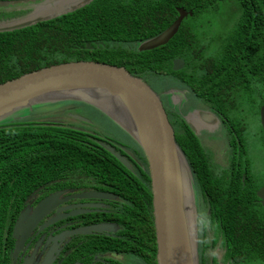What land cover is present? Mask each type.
<instances>
[{
  "label": "trees",
  "instance_id": "trees-1",
  "mask_svg": "<svg viewBox=\"0 0 264 264\" xmlns=\"http://www.w3.org/2000/svg\"><path fill=\"white\" fill-rule=\"evenodd\" d=\"M218 4L226 7L231 4L235 8L232 27L222 37L215 54L205 53L203 46L192 50L199 36L193 20L218 8ZM179 7L192 11V15L183 19L177 33L164 45L138 50V43L156 36L174 22ZM87 43L91 48H86ZM177 58L184 60V66L173 70V60ZM78 60L123 66L153 88L156 85L153 78L173 80L175 85L183 84L223 115L234 118L228 120L227 129L233 147L240 150L233 152L235 156L230 157L228 165L221 167L212 161L184 116L167 109L175 139L192 171L200 210L203 209L200 215L205 212L221 238L222 264H264V205L256 194L264 185V176L256 172L250 157L248 140L252 141L253 134L245 115L242 113L241 118L230 115V110L236 108L237 96L247 93L255 98L257 109L253 112V105L249 110L257 115L264 102V0H93L54 19L0 32V83L37 69ZM170 86L165 82L155 90L165 98L167 95L162 92ZM67 102L85 104L107 117L84 102ZM40 108L24 109L0 121V264H8L4 256L8 232L3 229L7 204H20L33 189L71 169L93 173L118 187L137 215L132 222L133 230H144L139 234L142 241L148 230L154 241L148 171L139 167L141 175H133L111 152L87 139L88 133L79 128L82 126L79 123L62 125L37 120L35 113ZM99 127L103 128L100 132L103 135L119 132L139 148L119 126L117 130ZM259 139L264 146L261 126ZM142 161L146 159L143 157ZM201 218L202 222L203 215ZM202 231L199 262L218 264L215 257L210 260L205 253L209 243L214 246L217 239L207 242L206 230ZM155 253L156 245L153 256Z\"/></svg>",
  "mask_w": 264,
  "mask_h": 264
},
{
  "label": "water",
  "instance_id": "water-1",
  "mask_svg": "<svg viewBox=\"0 0 264 264\" xmlns=\"http://www.w3.org/2000/svg\"><path fill=\"white\" fill-rule=\"evenodd\" d=\"M92 1L0 0V11H23L17 17L0 21V32L14 31L54 19ZM177 10L178 16L174 22L156 36L138 43V50L145 51L164 45L177 33L183 19L192 15V11L182 7ZM86 48H91L90 43L86 44ZM183 65L184 60L177 58L173 60L172 68L179 70ZM163 93L166 94L165 91ZM67 101L84 102L100 110L128 133L143 151L151 176L157 264H200L198 206L193 175L175 139V131L161 95L147 81L131 74L123 66L88 60L68 61L1 82L0 121L24 109L31 110L33 107ZM198 113L202 116L211 114L202 111ZM76 117L86 120L81 115ZM185 119L197 133L195 124L188 117ZM259 121L264 136V102L259 109ZM104 147L128 165L125 158L115 153L112 147L106 144ZM256 194L264 205V185ZM56 196H49L36 214H41L50 206ZM27 221V214L22 212L14 226V257L34 219Z\"/></svg>",
  "mask_w": 264,
  "mask_h": 264
},
{
  "label": "flooded vegetation",
  "instance_id": "flooded-vegetation-1",
  "mask_svg": "<svg viewBox=\"0 0 264 264\" xmlns=\"http://www.w3.org/2000/svg\"><path fill=\"white\" fill-rule=\"evenodd\" d=\"M22 13L23 11L10 13L0 11V21L17 17ZM175 84L173 88H169L171 92L166 102L161 93L158 92L161 95L166 112L167 109L172 112L174 108L171 104L175 106L177 105L176 102L183 103L187 99V93L191 92L183 84ZM64 103L70 104L65 109V111L67 110L66 113L79 120V124L82 125L79 128L86 131L89 136L95 137L96 141H93L95 144L98 143L103 147L106 144L112 147L115 153L125 158L128 165L122 163L111 151L107 150L136 177L141 175L139 167L146 169L150 175L149 165L146 163L147 159L140 147L137 148L129 141H125L126 137L123 134H120V141H115L117 135L114 133H110L111 136L109 134L98 135L99 137L94 136L97 134L91 132L85 126L94 124L92 119L87 116L86 105H80L77 102H62L59 104L63 105ZM87 109L93 110L92 108ZM192 110L193 113L185 111L182 115L184 118L189 115L188 118L197 127V133L193 131L199 137L201 145L208 151L212 161L224 167L215 160L216 158L214 159L212 151L206 148L208 146L204 144V141L208 143L209 141H222L228 156H235L234 153H237L240 149L239 147L238 149L233 147L227 129L230 127V121L234 118L223 115L218 109L206 103L199 102L198 105H194ZM199 111L210 112L214 115V118L211 114L202 116L198 113ZM76 115H81L86 120H82ZM51 122L62 123L63 125L62 120ZM67 124L69 123L67 122L64 125ZM96 124L99 127V124ZM96 132L100 133V131ZM107 137H112L114 140L111 138L109 140ZM143 157L146 162L142 161ZM0 183H2V180H0ZM118 190V187L116 188L111 183L102 180L98 175L79 173L71 169L68 172L59 173L57 178L46 181L33 189L20 204L16 202L7 204L8 209L6 208L5 217L7 220L4 222L3 229H5L6 234L8 232L4 253L8 264H154L153 260L157 264L155 228L154 241L153 235H148V230L145 231V240L142 241L139 234L144 230H133L132 222L137 219L133 206L128 205L127 200ZM54 194H57L56 199H53L50 206L37 215V210H41L47 198ZM101 194L108 195V197ZM4 206H1V208H4ZM22 212L28 216L26 223L30 219H34V221L29 232L23 238L19 249H17L16 257H14L16 237H14L13 231ZM19 234L21 235L22 232ZM154 245H156L155 256H153ZM211 246L212 243L210 242L208 248ZM221 249L223 252L220 251ZM217 250H219V252H216L218 264H222L224 249L220 238ZM149 259L150 262L145 261Z\"/></svg>",
  "mask_w": 264,
  "mask_h": 264
},
{
  "label": "rangeland",
  "instance_id": "rangeland-1",
  "mask_svg": "<svg viewBox=\"0 0 264 264\" xmlns=\"http://www.w3.org/2000/svg\"><path fill=\"white\" fill-rule=\"evenodd\" d=\"M218 6H219L218 8L213 9L211 12L201 14L198 18L193 20V23L196 26V32L195 33L198 34L199 36H197V39L193 44L192 50L199 49L203 46V48L205 49L204 50L205 53L215 54L217 49L220 47V44H222V42H223L222 37H224L226 35L228 30L233 25L232 23L235 21V12H234L235 8L231 4H229V6H227V7L223 6L221 4H218ZM207 39H209V40H207ZM151 80H152V83L156 84L154 89H156V86H160V85L164 84L165 82H167V84H169V86H170V82L172 83V85L170 87H168V90H165L167 96L164 98V100L166 102V100H168V96H169L168 94L171 92L169 90V88H173V86L175 84L174 81L173 80L169 81L168 79L163 81V79H160V78H155V79L153 78ZM257 99H258L257 101H260L259 98H257ZM199 102L209 104L205 100L196 97L191 92H188L187 93V99L184 100L183 103L180 104V102H176L177 105H175V106H174V104H171V105L175 111L183 114L185 111H189V112L191 111L192 112L193 111L192 108L194 107V105H198ZM235 103H236V108L234 110L233 109L230 110L232 112V114H230V115H234V116H237L239 118H241L240 115L242 113L245 115V119H246L247 123L249 124L250 133L253 134L252 141H250L251 139L248 140L250 157L253 161L254 168L257 169L256 172L260 176H264V146L259 139L260 126H261L260 121H259V115L253 114L249 110V108L253 107V105H254L253 112H255V110L257 109L256 105H258V103L255 101V98H253L252 96H249L247 93L243 94L242 96H237ZM67 106H70V104H68V103H64L63 105L62 104H51V105H46L44 107H41L40 109H37L38 111L35 113L38 117L36 119L37 120L40 119V120H44V121L45 120H49V121L62 120L63 125L67 122L68 123L73 122L75 124L80 123V122H78L79 120L72 118L71 116H69V114L66 113L67 110L65 111V109L67 108ZM238 107H239V110H237ZM85 108H86L85 110H86L87 114L90 117H92L94 119V121L96 123H98L100 126H108L112 130L118 129L117 128L118 125L115 122H113V120L111 118H109L107 115L106 116L108 118L105 117L104 115L100 114V113H96L95 111H93L91 109H87V107H85ZM61 110H63V111H61ZM185 117H189V115L185 116ZM229 117H231V116H229ZM188 120L190 121V119H188ZM94 121L92 122V123H94V124H92V126H89L88 124L85 126L87 127L88 130H90L91 132L93 131L94 133L97 134L94 136L99 137L98 135H103V134L97 133L96 131L102 132L103 128L98 127ZM108 134L110 135V133H108ZM114 134L117 135L115 141H120V139H119L120 133L115 132ZM85 137L87 139L96 141L95 137H93L91 135L89 136L86 134ZM105 138H106V136H105ZM107 138L109 140H110V138L114 140V138H112V137H110V138L107 137ZM123 138H124V136H123ZM125 141H129L131 143V141L127 138ZM91 144H94V143H91ZM204 144H206L208 146V147H206L207 149L212 151V153L214 155V159L216 158L215 160L217 162L221 163L223 166L228 165V163L230 162V156H228L227 152H225V145L222 141H220V142L219 141L218 142L209 141V143L207 141H204ZM195 196H196V201H197V206H198V221H197L198 236L202 235V233H203L202 230L205 229L206 230V236H207V242H208V240L210 241L213 238L217 239L215 245L212 248L211 247L207 248L206 255H207L208 259H210L211 257H215L218 260V258L216 257V252H219V250H217L218 240L220 238L219 233L213 227V224L207 218V215H205V212H203L201 214L204 217L203 221L202 222L200 221V220H202L200 213H201V210H203V209L200 210L201 203H200V201H198L197 193L195 194ZM220 251L223 252L222 249Z\"/></svg>",
  "mask_w": 264,
  "mask_h": 264
},
{
  "label": "clouds",
  "instance_id": "clouds-1",
  "mask_svg": "<svg viewBox=\"0 0 264 264\" xmlns=\"http://www.w3.org/2000/svg\"><path fill=\"white\" fill-rule=\"evenodd\" d=\"M143 79V78H142ZM146 81V80H145ZM148 83V82H147ZM155 90V89H154ZM221 239V238H220Z\"/></svg>",
  "mask_w": 264,
  "mask_h": 264
},
{
  "label": "bare ground",
  "instance_id": "bare-ground-1",
  "mask_svg": "<svg viewBox=\"0 0 264 264\" xmlns=\"http://www.w3.org/2000/svg\"><path fill=\"white\" fill-rule=\"evenodd\" d=\"M116 117H117V115H116Z\"/></svg>",
  "mask_w": 264,
  "mask_h": 264
}]
</instances>
